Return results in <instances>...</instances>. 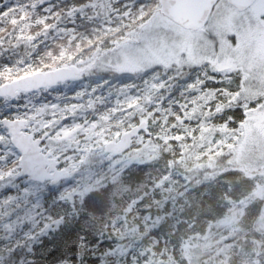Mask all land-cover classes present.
Returning <instances> with one entry per match:
<instances>
[{
	"label": "snow or ice",
	"instance_id": "6c2138e0",
	"mask_svg": "<svg viewBox=\"0 0 264 264\" xmlns=\"http://www.w3.org/2000/svg\"><path fill=\"white\" fill-rule=\"evenodd\" d=\"M192 7L194 16L180 14ZM261 9L264 0H73L63 8L51 0H0V57L26 50V57L0 60V264H165L153 247L120 243L119 222L108 233L117 243L91 239V197L82 199L79 189L111 182L109 173L123 180L144 162L141 155L168 153L171 167L197 138L216 155L247 146L250 116L264 113ZM77 18L94 25L91 37L61 27ZM50 31L67 35L69 46L77 41V52L83 42L91 57L76 59L59 47L33 60ZM73 60L75 71L63 73L68 64L60 62ZM98 66L129 78L110 107L98 110L104 98L87 84L70 96L59 91ZM53 91L56 103L35 102ZM258 148L264 165V138Z\"/></svg>",
	"mask_w": 264,
	"mask_h": 264
},
{
	"label": "trees",
	"instance_id": "16d2710c",
	"mask_svg": "<svg viewBox=\"0 0 264 264\" xmlns=\"http://www.w3.org/2000/svg\"><path fill=\"white\" fill-rule=\"evenodd\" d=\"M72 2L73 0H51L53 5H58L61 8ZM93 26L81 21L79 18H77L75 24L67 22L61 25V27L66 29H75L77 34H82L85 37H91L92 33L90 29ZM41 39L43 42L40 44L38 50L32 52L33 60L38 56H43L47 49L55 51L59 47L68 48L69 52L76 54V59L81 57L90 58L92 55V50L84 48L83 42L81 43V47L83 48L81 52L76 51L77 41H72L71 46H69V37L63 33L57 34L50 31L47 38L42 37ZM79 39L80 35H77V40ZM20 57H26V50L23 46L19 49H10L4 52L0 60H15ZM63 63L72 65L75 63V60L60 62V64ZM59 66L58 64L57 67ZM77 66L81 67V65ZM102 67L100 66L101 69ZM100 68L98 66L96 71L89 73V76H87L88 74L84 75L80 81L68 83V85L73 84L72 87H68L67 85V87L59 89V91L70 96L76 88L79 89L84 84H87L88 90H91L93 87L96 88V91L93 93L94 97L100 96L104 98L103 103L97 104V109L102 111L104 108L110 107L115 103L116 90L123 83L128 82L129 78L117 76L112 79L113 81L102 83V81H109L112 77H110L109 73L100 70ZM135 83L139 84L140 81L136 80ZM109 90H112L111 97L108 96ZM132 91L135 92L136 90L133 89ZM39 95L41 96L38 97V101L36 100L38 103H51L55 101L56 92H43ZM89 115L91 114L89 113ZM177 154H179V150H177ZM168 156V153L162 152L163 158L134 164L124 173L123 180L120 179L117 173L114 180L110 178L111 182H103L102 185L83 193L82 199L87 200L91 197L88 209L86 210V216L92 218V223L89 227L94 235L91 236V239L95 240L102 247H107L117 243L116 239H109L108 236V233L112 230L114 221L120 223L119 231L124 234L126 229H132L137 226L140 220L152 219V228L149 230L148 235L142 239V247H153L156 249L158 257L181 263L179 249L182 247L183 242L206 233L212 218L211 216L214 218L216 216L215 211L223 212L224 200L222 196L229 194L232 198L236 199L241 196L246 197L247 193H249L248 189L251 187L249 181L241 178L238 173L228 172L225 174V178H228L230 185L227 188L225 186L221 187L218 183L213 186L211 181L207 183L204 181V176L200 171L196 176L187 171L184 173V176L188 179V182L186 185H182L179 191L181 188L182 190L193 188L191 191L199 196V205H186L185 202L178 201L179 197L176 199L167 197L166 201H163L164 183L166 181L164 180V176L174 177L177 175V172L180 173L179 170L181 169V161L175 163V157H172L174 160L173 165L171 167L167 166L165 160ZM194 182L196 185H194ZM199 184L200 187H197ZM47 196L48 194L46 193L45 208L48 207ZM82 219L81 221H77V224L81 223ZM101 231L105 233L103 240L99 236H96ZM50 236L52 239H55L56 233H50ZM42 240L47 241L49 237H43ZM52 246L51 244L49 245V247ZM161 253H163V256H161ZM89 259H94V257H89ZM257 259L259 264H264V256H259Z\"/></svg>",
	"mask_w": 264,
	"mask_h": 264
},
{
	"label": "rangeland",
	"instance_id": "374dc122",
	"mask_svg": "<svg viewBox=\"0 0 264 264\" xmlns=\"http://www.w3.org/2000/svg\"><path fill=\"white\" fill-rule=\"evenodd\" d=\"M250 39L258 38L253 35ZM114 78L116 77L113 76L111 80ZM72 86L73 84L68 85V87ZM60 102L64 103V100ZM250 119L253 125L245 130L247 146L240 145L234 152L229 147H224L221 154L216 155L215 147L208 140L197 138L187 146V150L183 151L180 173L177 172L174 177H168L164 183L163 201H166L167 197L171 199L179 197L178 201L195 206L199 205V196L191 191L193 188L184 190L181 188L182 191H179V188L188 182L184 176L187 171L194 176L200 171L207 183L211 181L213 186L218 183L221 187L227 188L230 185L225 174L235 172L241 178L247 179L252 188V191L247 193L246 197L242 196L243 199L239 202L229 194L222 196L223 212L215 211L216 216L215 218L211 216L206 233L187 239L180 247L179 255L182 264H259L257 257L264 256V192L261 191L264 189V176L260 174L264 170V165L257 163L262 155L258 148V141L264 138V113H253ZM148 155L152 156L154 153L149 152ZM139 159L144 162L150 161L143 155ZM111 177L112 173H109V178ZM102 184V180L99 182L93 180L81 186L79 192L85 193ZM194 185H196L195 182ZM197 187H200V184ZM152 221V219L140 220L137 226L126 229L124 239L120 243L141 248V241L152 228ZM154 259L162 258L157 255ZM164 261L165 264H181L168 259Z\"/></svg>",
	"mask_w": 264,
	"mask_h": 264
},
{
	"label": "water",
	"instance_id": "95a60500",
	"mask_svg": "<svg viewBox=\"0 0 264 264\" xmlns=\"http://www.w3.org/2000/svg\"><path fill=\"white\" fill-rule=\"evenodd\" d=\"M197 9H195L194 7L192 8H187L181 11V15L185 16V17H191L194 16L196 14ZM61 71L65 74L67 73H71L74 72L75 69H73L72 67H66V68H61Z\"/></svg>",
	"mask_w": 264,
	"mask_h": 264
},
{
	"label": "flooded vegetation",
	"instance_id": "af4514ba",
	"mask_svg": "<svg viewBox=\"0 0 264 264\" xmlns=\"http://www.w3.org/2000/svg\"><path fill=\"white\" fill-rule=\"evenodd\" d=\"M261 10H264V9H261Z\"/></svg>",
	"mask_w": 264,
	"mask_h": 264
}]
</instances>
